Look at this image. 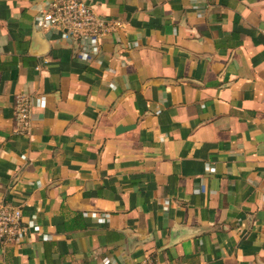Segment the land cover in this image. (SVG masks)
Segmentation results:
<instances>
[{"label":"crops","instance_id":"crops-1","mask_svg":"<svg viewBox=\"0 0 264 264\" xmlns=\"http://www.w3.org/2000/svg\"><path fill=\"white\" fill-rule=\"evenodd\" d=\"M83 1L95 54L0 0V264H264V0Z\"/></svg>","mask_w":264,"mask_h":264},{"label":"built area","instance_id":"built-area-1","mask_svg":"<svg viewBox=\"0 0 264 264\" xmlns=\"http://www.w3.org/2000/svg\"><path fill=\"white\" fill-rule=\"evenodd\" d=\"M35 26L43 32L59 33L62 40L84 43L89 52L95 54L102 38L116 31L120 23L97 16L83 0H44L35 18ZM13 117L17 125L16 132L25 135L29 129L30 105L23 97L16 99ZM206 170L212 172L209 167ZM39 233L40 228L33 216L23 221L19 208L0 201V244L19 246L28 235ZM41 237L48 238L46 235ZM138 264L162 263L146 256Z\"/></svg>","mask_w":264,"mask_h":264}]
</instances>
